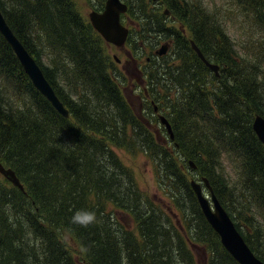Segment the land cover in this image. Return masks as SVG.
Listing matches in <instances>:
<instances>
[{
    "label": "trees",
    "instance_id": "trees-1",
    "mask_svg": "<svg viewBox=\"0 0 264 264\" xmlns=\"http://www.w3.org/2000/svg\"><path fill=\"white\" fill-rule=\"evenodd\" d=\"M234 1L250 28L245 54L229 36L222 9L203 0H162L188 36L167 28L151 0H125L140 25L128 39L135 54L150 46L153 57L161 41L173 45L169 56L147 66L141 94L148 104L139 116L99 36L71 0H0L9 26L39 64L44 41L58 56L53 67L41 68L70 112L61 116L37 92L0 34V162L24 186L21 191L0 174V264H198V249L208 253L207 264H238L205 219L189 172L209 180L264 262V145L252 127L255 114L264 117V0ZM191 41L219 66L218 77ZM115 148L150 160L169 207L143 192ZM226 159L236 167L235 180L225 173ZM77 211L94 212L95 222L73 223Z\"/></svg>",
    "mask_w": 264,
    "mask_h": 264
},
{
    "label": "rangeland",
    "instance_id": "rangeland-1",
    "mask_svg": "<svg viewBox=\"0 0 264 264\" xmlns=\"http://www.w3.org/2000/svg\"><path fill=\"white\" fill-rule=\"evenodd\" d=\"M75 1V7L81 11L86 17L89 16V13L95 9V6H100L98 1L99 0H74ZM204 3L212 6L213 8H220L222 9V13L224 15V21L226 22L229 30V36L232 38V40L236 44V48L242 53L245 54L248 48V40H249V34H250V28L245 24L243 17L240 16L242 11L239 9V6L234 0H203ZM152 8L159 9L161 11L165 10V6L162 3V1H157L156 4L153 3L151 0L150 3ZM155 4V5H154ZM125 22L124 26H127L128 28H131V25L134 24L133 19L128 20L127 16L124 17ZM175 24V23H174ZM180 27V26H179ZM183 31L184 28H182ZM139 30V29H138ZM43 38V36L39 34H35V39ZM103 41V54L105 57L109 59V61L112 63L114 61V58L118 57L120 60V63L113 64V71H117V75H123L125 78L123 80V84L118 80L121 85L120 88H122L123 95L127 100L129 101L130 105L137 111V115H142V98L139 92V88L141 89V84L143 85L144 80V66L146 63V59L151 55L152 49L150 46H146L144 53V59H138L132 60L130 56V52L126 51L125 48H118L116 46H112L108 44L104 39ZM39 42V41H38ZM165 41H161V43L157 46L159 48ZM38 48H42V54H41V66L44 67H53L55 64V60L58 56H55L53 52H51V46L49 43L43 42L42 45H40ZM156 48V49H157ZM131 59V60H130ZM57 61V60H56ZM147 64V63H146ZM147 66V65H145ZM112 70V69H111ZM64 78V77H63ZM60 85L62 87H66V82L61 79ZM4 85V84H3ZM9 91L15 92L13 89V86H11L9 83L7 84ZM59 87V86H58ZM72 92V97L75 95V91L70 89ZM23 92V97H28L30 100L29 94ZM74 94V95H73ZM73 99H75L73 97ZM166 115V114H163ZM256 116H261L259 114H255ZM151 122H153L151 120ZM161 127L162 124L160 123ZM157 124H154L152 127L153 133L155 132V136L160 140H163V144L168 146V143L164 139H168L164 135V132L162 129L157 126ZM132 133V132H131ZM130 133V134H131ZM167 133V132H166ZM160 134V135H159ZM115 152L119 155V157L123 160V162L129 166L136 177V180L140 186V188L143 190L144 193H146L148 196L154 197L158 203L162 202V206L165 208L166 206H170V201L163 195V191L160 189V184L157 181V178L155 176L154 167L151 164L150 160L147 159V157L142 154L141 152L137 153L135 156H131L128 153H126L124 150L115 148ZM225 173L228 175V177L232 180H235L237 177L236 170L234 168L235 165L226 159L224 162ZM189 180H196L199 181L198 174L189 172ZM204 194L209 197V192L207 190L204 191ZM183 200V199H182ZM185 202H188L185 201ZM257 225L262 224V220L260 218H257ZM126 222H130L129 219L125 220ZM74 246V245H73ZM195 256L197 259L198 264H207V257L208 253L204 251V249H198L195 250Z\"/></svg>",
    "mask_w": 264,
    "mask_h": 264
},
{
    "label": "water",
    "instance_id": "water-1",
    "mask_svg": "<svg viewBox=\"0 0 264 264\" xmlns=\"http://www.w3.org/2000/svg\"><path fill=\"white\" fill-rule=\"evenodd\" d=\"M127 6L124 5L120 0H107L106 8L103 14L93 12L90 15L91 22L99 31L103 37L111 43L121 47L124 45L128 30L125 29L120 23V15L126 12ZM0 32L12 46L14 52L16 53L24 71L31 79L35 88L47 99L52 105L57 109V111L66 118H69V111L65 108L62 102L59 100L55 91L53 90L50 83L45 78L43 71L34 60V58L26 51L21 42L13 34L12 30L9 28L1 10H0ZM193 50H195L200 57V59L205 63V65L213 71L216 76H219V66L210 63L205 59L204 55L198 49V47L192 42ZM167 47L164 46L159 54L166 53ZM161 123L164 125L170 134V137L174 139L173 131L170 123L161 117ZM253 130L256 133L259 140L264 145V118L257 116L253 122ZM190 165L195 169L196 166L193 162ZM0 174L3 175L9 182H11L15 187L24 191V186L22 185L20 179L17 177L16 173L12 169H7L0 162ZM205 187L208 189L211 195L212 205L210 200L203 193V186L197 181H191L192 189L197 196L201 210L211 225L213 230L219 235L220 240L226 251L231 254L236 262L239 264H264L260 259H258L252 252L250 247L245 242L244 238L240 234L239 230L235 226V223L224 209L222 204L217 199L209 180L203 179Z\"/></svg>",
    "mask_w": 264,
    "mask_h": 264
},
{
    "label": "clouds",
    "instance_id": "clouds-1",
    "mask_svg": "<svg viewBox=\"0 0 264 264\" xmlns=\"http://www.w3.org/2000/svg\"><path fill=\"white\" fill-rule=\"evenodd\" d=\"M96 220V214L88 211H77L73 217V223H78L81 226L87 227L89 224L94 223Z\"/></svg>",
    "mask_w": 264,
    "mask_h": 264
},
{
    "label": "flooded vegetation",
    "instance_id": "flooded-vegetation-1",
    "mask_svg": "<svg viewBox=\"0 0 264 264\" xmlns=\"http://www.w3.org/2000/svg\"><path fill=\"white\" fill-rule=\"evenodd\" d=\"M103 4V3H102ZM96 9L98 10H94V11H97V12H103V6H100V7H96Z\"/></svg>",
    "mask_w": 264,
    "mask_h": 264
},
{
    "label": "bare ground",
    "instance_id": "bare-ground-1",
    "mask_svg": "<svg viewBox=\"0 0 264 264\" xmlns=\"http://www.w3.org/2000/svg\"><path fill=\"white\" fill-rule=\"evenodd\" d=\"M209 264V263H208Z\"/></svg>",
    "mask_w": 264,
    "mask_h": 264
}]
</instances>
